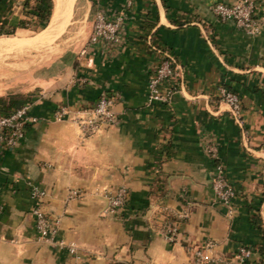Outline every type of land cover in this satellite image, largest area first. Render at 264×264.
Segmentation results:
<instances>
[{"label": "crops", "instance_id": "crops-1", "mask_svg": "<svg viewBox=\"0 0 264 264\" xmlns=\"http://www.w3.org/2000/svg\"><path fill=\"white\" fill-rule=\"evenodd\" d=\"M25 1L0 0V24L25 17ZM216 1L234 0H134L129 9L124 0H81L86 17L123 12L125 41L110 56L98 47L81 55L79 44L42 67L30 101L38 120L0 158V264H193L188 245L207 238L215 240L209 264H236L242 244L253 250L246 264H264V4L260 31L247 34L214 14ZM163 52L183 80H163V91L176 86L170 99L149 103L148 77ZM221 84L239 94L242 125L220 100ZM101 91L119 93L116 123L84 136L71 118H53L58 104L92 105ZM212 141L236 191L232 213L211 188ZM30 181L45 189L44 209L60 218L74 253L37 236ZM121 184L126 204L105 212L104 191ZM163 206L188 212L174 241L163 235L174 218Z\"/></svg>", "mask_w": 264, "mask_h": 264}, {"label": "built area", "instance_id": "built-area-1", "mask_svg": "<svg viewBox=\"0 0 264 264\" xmlns=\"http://www.w3.org/2000/svg\"><path fill=\"white\" fill-rule=\"evenodd\" d=\"M134 0H124V8L133 6ZM264 4V0H234L232 2L216 1L212 10L220 20H232L237 27L247 34H256L260 31V23L257 17L258 9ZM125 41V15L123 12L107 13L96 9L92 22V28L87 42L80 48L79 54H87L91 49L98 47L101 53L107 56L113 53ZM169 77H175L179 84L183 80V67L169 52H163V57L150 73L147 82V101L166 102L170 99L172 88L163 91L160 84ZM218 94L221 101L228 105V110L234 120L242 125L241 101L239 94L225 84L218 86ZM119 98L117 91H101L92 105L80 106L75 109L66 104H58L53 111V118L63 120L71 118L79 127L82 135L87 136L99 132L104 127L117 121L114 104ZM38 120V116L32 112V102L8 111H0V158L10 148L19 145L26 135L29 124ZM245 131V129L243 128ZM209 156L215 161V171L211 178V188L215 199L228 206V212L232 213V198L236 191L226 175L225 167L218 160V148L215 142L207 145ZM30 196L34 203L31 213L34 220V228L39 238L47 240L55 246L65 249L69 253L76 251V244L66 240L60 234V218L53 216L44 209V196L46 191L39 184L30 181L28 183ZM1 189V185H0ZM107 204L105 212L117 214L122 210L128 200V188L126 185H118L113 189L104 191ZM80 195L76 188L70 189V196ZM3 207L0 204V213ZM162 210L174 218L168 220L163 228V235L169 241H174L179 233L177 221L187 217V210L174 211L163 206ZM215 246V240L207 238L200 244L188 245L193 264H209L213 259L211 255ZM248 245H240L236 251V264H246L247 258L252 253Z\"/></svg>", "mask_w": 264, "mask_h": 264}, {"label": "rangeland", "instance_id": "rangeland-1", "mask_svg": "<svg viewBox=\"0 0 264 264\" xmlns=\"http://www.w3.org/2000/svg\"><path fill=\"white\" fill-rule=\"evenodd\" d=\"M81 3V0H75L70 21L53 42L41 44L39 39L34 40L44 28L35 27L33 19L28 27H17L13 33L0 34V37H10L7 44L0 47L1 96L28 94L34 97L36 85L44 76V64L62 50L87 42L96 10L90 11L86 17ZM11 26L6 25L3 29L9 30Z\"/></svg>", "mask_w": 264, "mask_h": 264}, {"label": "trees", "instance_id": "trees-1", "mask_svg": "<svg viewBox=\"0 0 264 264\" xmlns=\"http://www.w3.org/2000/svg\"><path fill=\"white\" fill-rule=\"evenodd\" d=\"M24 7L25 17L19 19L17 24L12 25L9 30H4V26L0 25V34L13 33L17 27H28L31 19L35 21V27L40 29L46 27L52 15V0H35L33 4H30V0H26ZM30 101H32V97L28 94H10L8 96L0 95V111H8ZM112 264L119 263L116 262Z\"/></svg>", "mask_w": 264, "mask_h": 264}, {"label": "bare ground", "instance_id": "bare-ground-1", "mask_svg": "<svg viewBox=\"0 0 264 264\" xmlns=\"http://www.w3.org/2000/svg\"><path fill=\"white\" fill-rule=\"evenodd\" d=\"M74 2L75 0H53L54 11L51 21L48 22L46 27L34 38V40L39 39L41 44L53 42V40L62 33L65 25L70 21ZM58 18L59 20L56 22ZM9 38L10 37H0V47L6 45ZM17 42L18 41H16V43Z\"/></svg>", "mask_w": 264, "mask_h": 264}]
</instances>
